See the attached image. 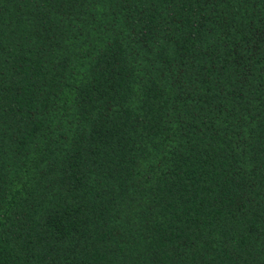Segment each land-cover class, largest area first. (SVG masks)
Returning <instances> with one entry per match:
<instances>
[{"label": "trees", "instance_id": "1", "mask_svg": "<svg viewBox=\"0 0 264 264\" xmlns=\"http://www.w3.org/2000/svg\"><path fill=\"white\" fill-rule=\"evenodd\" d=\"M0 264H264V0H0Z\"/></svg>", "mask_w": 264, "mask_h": 264}]
</instances>
